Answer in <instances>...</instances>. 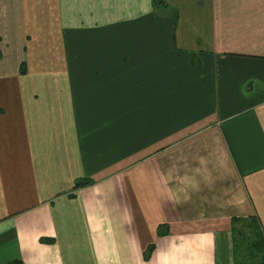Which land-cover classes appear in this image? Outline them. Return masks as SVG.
<instances>
[{
  "label": "crops",
  "instance_id": "crops-1",
  "mask_svg": "<svg viewBox=\"0 0 264 264\" xmlns=\"http://www.w3.org/2000/svg\"><path fill=\"white\" fill-rule=\"evenodd\" d=\"M251 217L264 0H0V264H235Z\"/></svg>",
  "mask_w": 264,
  "mask_h": 264
},
{
  "label": "trees",
  "instance_id": "trees-1",
  "mask_svg": "<svg viewBox=\"0 0 264 264\" xmlns=\"http://www.w3.org/2000/svg\"><path fill=\"white\" fill-rule=\"evenodd\" d=\"M158 2H156L157 4ZM93 181H79L75 188H84L91 185ZM167 226L158 229L159 236L167 234ZM232 234L234 241L235 264H264V234L258 220L251 218H235L232 220ZM43 242H50L47 239ZM155 245H150L145 255L150 258ZM10 264H23L22 261L16 260Z\"/></svg>",
  "mask_w": 264,
  "mask_h": 264
}]
</instances>
